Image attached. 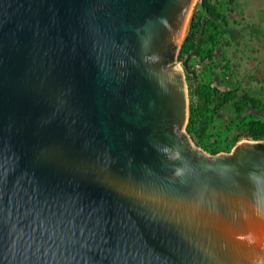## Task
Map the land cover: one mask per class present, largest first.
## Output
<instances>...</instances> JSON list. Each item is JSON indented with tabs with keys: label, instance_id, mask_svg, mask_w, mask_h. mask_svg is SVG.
Here are the masks:
<instances>
[{
	"label": "water",
	"instance_id": "obj_1",
	"mask_svg": "<svg viewBox=\"0 0 264 264\" xmlns=\"http://www.w3.org/2000/svg\"><path fill=\"white\" fill-rule=\"evenodd\" d=\"M191 2L0 0V264H264V150L181 131Z\"/></svg>",
	"mask_w": 264,
	"mask_h": 264
},
{
	"label": "rangeland",
	"instance_id": "obj_2",
	"mask_svg": "<svg viewBox=\"0 0 264 264\" xmlns=\"http://www.w3.org/2000/svg\"><path fill=\"white\" fill-rule=\"evenodd\" d=\"M209 2L212 0L194 2L185 37L190 30L193 15L203 14L204 6ZM217 6L227 15V26L222 27V43L215 48L212 62H200L193 58L190 65L194 66L196 72L194 82L199 85L210 83L219 91L235 89L239 95L236 97V102L240 109L237 110L233 103L223 104L220 98L216 97L210 104L209 110L197 115L198 120L204 119L207 123L204 130L194 126L192 132L188 133L187 121L181 130L196 148L210 155L229 153L237 143L251 139L242 135L236 138L231 149L225 151L224 146L235 139L243 121L249 118L264 119V108L256 110L239 103L243 91L264 100V0H233L232 3L230 0H220ZM179 45L176 46L174 56ZM166 64H179L181 67L189 105L191 97L188 94V81L181 63L175 60ZM192 98L194 105L199 107L201 101L196 97ZM254 141L264 143V139ZM212 150L216 153L213 154Z\"/></svg>",
	"mask_w": 264,
	"mask_h": 264
},
{
	"label": "trees",
	"instance_id": "obj_3",
	"mask_svg": "<svg viewBox=\"0 0 264 264\" xmlns=\"http://www.w3.org/2000/svg\"><path fill=\"white\" fill-rule=\"evenodd\" d=\"M220 0H212L204 6V13H196L190 23V30L185 39L179 45L176 56L173 55L174 48L169 50V57L165 61L173 63L175 60L181 63L186 81H188V94L191 97V102L188 105L189 115L186 125V131L191 133L194 126L201 127L202 130L206 128L207 123L203 120H198L197 115L203 114L205 110L210 109V104L216 97H219L223 104L233 103L237 110L240 109L236 102L238 93L235 89L227 91H219L212 87L210 83L200 84L195 81L196 72L190 61L196 58L200 62H212L215 48L222 43V27L227 26V15L224 14L217 6ZM232 3L233 0H230ZM192 97H196L201 101L200 106L197 107L192 101ZM239 103L245 106H250L253 109L264 108V100L250 95L243 91L240 95ZM242 126V127H241ZM239 126L240 131L235 139L224 146L225 151L232 148L236 138L246 135L253 140L264 139V119L249 118L243 121ZM256 147L264 150V143L258 142ZM212 153H216L212 150Z\"/></svg>",
	"mask_w": 264,
	"mask_h": 264
},
{
	"label": "bare ground",
	"instance_id": "obj_4",
	"mask_svg": "<svg viewBox=\"0 0 264 264\" xmlns=\"http://www.w3.org/2000/svg\"><path fill=\"white\" fill-rule=\"evenodd\" d=\"M195 1L196 0H192L191 5H190V7L188 9V12H187V15L185 17V21H184V24H183V27H182V30H181V33H180V38H179L178 45L184 39V37H185V35L187 33L188 21H189L190 14H191V11H192V7H193ZM174 66L177 67L179 72H181V67L179 66V64H175Z\"/></svg>",
	"mask_w": 264,
	"mask_h": 264
},
{
	"label": "flooded vegetation",
	"instance_id": "obj_5",
	"mask_svg": "<svg viewBox=\"0 0 264 264\" xmlns=\"http://www.w3.org/2000/svg\"><path fill=\"white\" fill-rule=\"evenodd\" d=\"M169 57V51L167 53L164 54V56L162 57L164 59V61H166Z\"/></svg>",
	"mask_w": 264,
	"mask_h": 264
}]
</instances>
